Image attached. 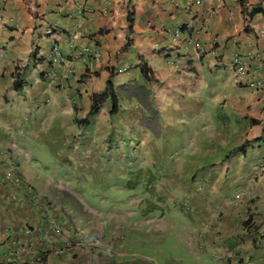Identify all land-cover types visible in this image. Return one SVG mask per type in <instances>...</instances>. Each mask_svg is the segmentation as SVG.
Instances as JSON below:
<instances>
[{
    "label": "crops",
    "instance_id": "1",
    "mask_svg": "<svg viewBox=\"0 0 264 264\" xmlns=\"http://www.w3.org/2000/svg\"><path fill=\"white\" fill-rule=\"evenodd\" d=\"M196 1L0 0V159L10 155L33 192L12 186L7 193L0 172V264L65 263L68 241L56 228L69 222L39 191L42 151L32 146L45 130L68 129L75 138L87 125L106 130L126 102L138 101L119 97L112 114L108 96L91 116L93 98L109 82L117 89L133 81L151 92L161 141L178 142L194 127L199 136L219 131L217 144L195 140L216 146L195 174L217 176L223 188L211 190L224 210L222 252L235 263L264 264V89L232 75L233 56L249 54L264 80V0ZM57 46L59 68L49 60Z\"/></svg>",
    "mask_w": 264,
    "mask_h": 264
},
{
    "label": "rangeland",
    "instance_id": "2",
    "mask_svg": "<svg viewBox=\"0 0 264 264\" xmlns=\"http://www.w3.org/2000/svg\"><path fill=\"white\" fill-rule=\"evenodd\" d=\"M125 108L107 131L87 125L75 138L68 129L45 130L32 146L42 151L39 191L69 222L64 264H241L221 250L224 210L211 195L222 188L218 177L195 174L211 159L219 131L199 136L194 127L178 142H163L141 126L145 112L136 101ZM203 136L214 140L209 149L195 142ZM207 223L208 252L199 231Z\"/></svg>",
    "mask_w": 264,
    "mask_h": 264
},
{
    "label": "built area",
    "instance_id": "3",
    "mask_svg": "<svg viewBox=\"0 0 264 264\" xmlns=\"http://www.w3.org/2000/svg\"><path fill=\"white\" fill-rule=\"evenodd\" d=\"M196 3H200V1H196ZM182 36V26H180L175 32L173 36V44L179 43ZM90 52V51H87ZM87 54V53H86ZM90 55V54H88ZM252 56L249 54L237 53L233 56L232 59V75L233 78L239 82L244 83L247 86L255 89V90H263L264 89V80H261L257 76V71L254 67L250 65ZM49 60L54 64L56 68H59L63 63V55L59 47H54L52 54L49 57ZM53 68L50 67L48 70L49 76H52ZM52 86V81L49 82ZM2 153V152H1ZM8 154V153H7ZM4 156V155H3ZM5 158L0 159V172L4 175V190L8 193L10 187L17 186L25 191L26 195L31 196L33 194L32 189L29 185L25 183L20 176L17 175L15 171V164L12 162L10 155H5ZM8 164V165H7ZM240 194H236V198L240 199ZM209 223L202 228L200 237H201V249L208 252L210 246L208 245L205 234L209 231ZM58 232H61L62 229L59 227L56 228Z\"/></svg>",
    "mask_w": 264,
    "mask_h": 264
},
{
    "label": "trees",
    "instance_id": "4",
    "mask_svg": "<svg viewBox=\"0 0 264 264\" xmlns=\"http://www.w3.org/2000/svg\"><path fill=\"white\" fill-rule=\"evenodd\" d=\"M142 71L145 76L148 75V68L146 65H143ZM108 96L112 99L113 103L111 110L112 114H117L119 111V97L128 100L136 99L145 112V115L139 119L141 126L150 129L156 137L161 136L162 125L160 115L153 105L151 92L145 85L133 81L114 89L112 83L109 82L107 89L93 98V106L90 111L91 116L100 111L102 102Z\"/></svg>",
    "mask_w": 264,
    "mask_h": 264
},
{
    "label": "clouds",
    "instance_id": "5",
    "mask_svg": "<svg viewBox=\"0 0 264 264\" xmlns=\"http://www.w3.org/2000/svg\"><path fill=\"white\" fill-rule=\"evenodd\" d=\"M59 228L62 229L61 226H59ZM201 230H202V228H201ZM201 230H200V233H201ZM56 231H57V230H56ZM63 231H64V230L62 229L61 233H64ZM57 232H58V231H57ZM59 233H60V232H59ZM207 233H208V232H207ZM207 233H206L205 235H207Z\"/></svg>",
    "mask_w": 264,
    "mask_h": 264
}]
</instances>
